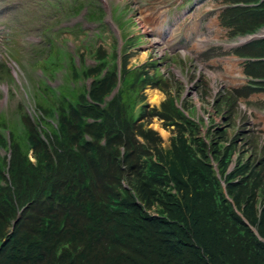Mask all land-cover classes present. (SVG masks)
Here are the masks:
<instances>
[{
  "label": "trees",
  "instance_id": "obj_1",
  "mask_svg": "<svg viewBox=\"0 0 264 264\" xmlns=\"http://www.w3.org/2000/svg\"><path fill=\"white\" fill-rule=\"evenodd\" d=\"M258 6L257 14L246 6L229 9L227 24L242 34L257 29L264 24V1ZM46 42L41 45L44 63L61 67L57 61L65 52ZM258 46L264 47V39L236 52L264 56L263 50L256 53ZM91 54L100 65L84 75H96L108 56L101 44ZM127 58L122 88L104 106L99 103L116 80L113 69L91 85L90 96L98 104H90L82 90L57 96L45 85L36 96L40 118L23 112L12 125L0 115V148L11 152L0 155V264H264V157L252 167L250 159L239 156L233 172L226 173L238 150L235 136L225 135L224 145L219 141L223 131L215 139L211 128L206 144L172 99L160 111L151 109L152 116L176 129L171 150L163 154L147 140L150 131L136 126L129 109L146 85L162 88L167 79L150 75L145 65L128 68ZM69 69L79 76L73 65ZM245 72L264 78V60L248 62ZM2 129L10 131L9 142ZM208 153L232 203L222 193ZM123 181L130 189L122 187ZM169 181L170 192L165 190ZM154 204L158 210L152 214Z\"/></svg>",
  "mask_w": 264,
  "mask_h": 264
},
{
  "label": "rangeland",
  "instance_id": "obj_2",
  "mask_svg": "<svg viewBox=\"0 0 264 264\" xmlns=\"http://www.w3.org/2000/svg\"><path fill=\"white\" fill-rule=\"evenodd\" d=\"M96 1L104 9L101 21L106 25L98 36L107 48H111L115 40L119 45L122 35L133 32L134 37L129 40V44L135 47L130 53L129 66H140L148 60L147 54H151L146 50L148 42L151 50L159 55L153 60L155 66H149L150 63L144 65L153 76L163 74L168 84H162V88H154L151 84L148 88L145 86L129 109L136 126L150 131L147 140L151 144L160 146L163 154L167 149L169 153L176 129L166 119L151 115V109L159 105L150 101L149 92H161L162 102L168 98L169 92H178V97L186 101L185 107L199 118L203 117L204 124L209 120L214 122L215 139L222 131L223 138L220 137L219 141H225V135L227 139H233L234 136L237 139L238 150L232 153L226 173L233 172V165L239 156L243 161L250 159L252 167L264 157V94L239 90L234 86L241 83L238 74L245 70L240 62L236 63L233 54L225 49L226 44L233 42L226 39V35L234 28L224 23L229 12L223 10L225 4L234 5L235 0H161L164 2L160 6L169 7L172 16H178V19L170 23L152 17L157 21L154 25L149 23L145 15L142 16L143 20L137 16L142 12V7L159 0ZM259 2L256 0L251 3V12L258 13ZM77 4V0H0V115H6L12 125L21 113L28 110L34 114L37 111L32 100L36 93V82L48 80L53 87L63 83L62 68L56 69L54 76L41 70V60L45 57L41 56V45L48 37L74 54L80 48L84 50L88 46L92 50L93 46L100 44L94 33L102 29L103 25H99L98 21H87L91 9L87 1L85 7H79L78 10ZM118 11L123 17H114ZM128 16L132 18L128 20ZM132 19L134 24L130 23ZM117 26L124 28V33L120 28L117 30ZM258 47L256 53H262L264 47ZM114 52L123 58V50L119 51L118 46ZM10 58L19 59V66ZM25 60L32 61L34 67L31 68ZM5 61L8 62L12 78L7 75ZM88 63L91 61L88 60ZM231 63H236L235 68L231 69ZM5 75L9 78L4 79ZM236 79L238 82L233 83ZM86 82V79L81 81L85 88ZM144 111L147 114L141 117ZM1 132L8 137L9 130L2 129ZM138 140L153 160L159 159L141 135H138ZM252 143L256 147L251 148ZM262 165L264 167V163ZM165 170L167 175L169 168ZM168 184L165 190L170 192L174 187L172 181ZM261 202L262 199L259 204ZM154 205L152 212L158 210Z\"/></svg>",
  "mask_w": 264,
  "mask_h": 264
},
{
  "label": "bare ground",
  "instance_id": "obj_3",
  "mask_svg": "<svg viewBox=\"0 0 264 264\" xmlns=\"http://www.w3.org/2000/svg\"><path fill=\"white\" fill-rule=\"evenodd\" d=\"M147 20L149 21V23L151 24V25H154V23L156 24V22L157 21H154L153 20V18H148L147 17ZM216 23V22H215ZM217 24V23H216ZM217 27V26H216ZM231 65H232V67H231V69L235 66V64H233V63H231ZM235 68V67H234ZM240 73V72H239ZM150 93V101L152 102V103H155V104H157L162 98H163V94L161 93V92H159L158 90H156V91H150L149 92ZM162 131V130H161Z\"/></svg>",
  "mask_w": 264,
  "mask_h": 264
},
{
  "label": "clouds",
  "instance_id": "obj_4",
  "mask_svg": "<svg viewBox=\"0 0 264 264\" xmlns=\"http://www.w3.org/2000/svg\"><path fill=\"white\" fill-rule=\"evenodd\" d=\"M70 12H72V10L70 11ZM69 12V13H70ZM12 61H18V60H15V59H13V58H10ZM5 65H6V69H7V73L9 72V67H8V62L7 61H5Z\"/></svg>",
  "mask_w": 264,
  "mask_h": 264
},
{
  "label": "water",
  "instance_id": "obj_5",
  "mask_svg": "<svg viewBox=\"0 0 264 264\" xmlns=\"http://www.w3.org/2000/svg\"><path fill=\"white\" fill-rule=\"evenodd\" d=\"M255 233H256V231L255 230H253Z\"/></svg>",
  "mask_w": 264,
  "mask_h": 264
}]
</instances>
